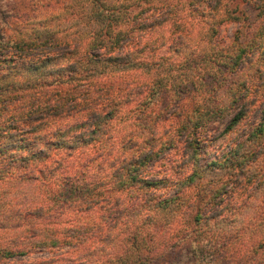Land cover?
Here are the masks:
<instances>
[{
    "label": "trees",
    "instance_id": "trees-1",
    "mask_svg": "<svg viewBox=\"0 0 264 264\" xmlns=\"http://www.w3.org/2000/svg\"><path fill=\"white\" fill-rule=\"evenodd\" d=\"M63 1L44 20L37 12L26 37L0 28L8 62L60 48L0 73V257L26 255L5 247L23 242L71 246L66 264H156L167 240L169 253H188L185 264H264V0L250 2L255 26L239 4L227 9L246 0H189L187 11L181 0ZM231 22L243 28L232 44L204 53ZM166 44L174 58L160 53ZM31 71L39 79H15ZM229 114L224 130L200 136ZM168 134L183 158L175 178L154 169L177 144ZM14 180L43 188L41 205L6 198ZM90 213L100 224L71 225Z\"/></svg>",
    "mask_w": 264,
    "mask_h": 264
},
{
    "label": "rangeland",
    "instance_id": "rangeland-1",
    "mask_svg": "<svg viewBox=\"0 0 264 264\" xmlns=\"http://www.w3.org/2000/svg\"><path fill=\"white\" fill-rule=\"evenodd\" d=\"M48 1H50V6H53L52 8L47 9L45 6L48 3ZM71 1V0H70ZM183 1H185V6H183V9L185 11L187 10H192V6L188 5L189 0H181V2H179V5L181 6V4L183 3ZM215 0H208V2H210L211 4H215L214 2ZM247 1V2H246ZM244 2L240 1V2H227V9L228 10H232L235 6H237L239 4V8L245 13V16L248 18L247 24H253V22L256 19V15H257V11L253 10V8L250 5V2L252 0H246ZM68 2V1H67ZM63 3H66V1L64 2L63 0H3L1 2V10L3 11V15H0V29L2 32V35L6 38V39H12L15 40L17 37H19V39L26 37L28 35V31H30L31 26L35 23V14L39 11H41V13L44 16L47 17H43V20L45 18H48L50 16V14H55L57 12H61V8L63 6H65ZM237 4V5H236ZM44 8V10H40L41 8ZM31 11V12H30ZM138 9L137 8H133L132 10V14H134L135 12H137ZM29 13V15H27V18H32V19H27L26 17L24 18V22L22 24V27L20 26V23L22 21V19H17L19 18V16H22L26 13ZM46 12V13H45ZM2 12L0 11V14ZM149 13V12H148ZM149 17V16H148ZM64 16L63 17H59L58 19H56V21L58 20L59 22H61L62 24H64ZM150 18V17H149ZM39 20H42L39 18ZM71 22V21H70ZM58 24V22H56ZM24 24L26 26H24ZM73 24V23H71ZM55 25V24H54ZM66 26V25H65ZM71 26V25H70ZM255 26V25H254ZM61 27H64V25H62ZM243 29L242 28V24L240 23H227V24H222L221 26H219L218 28V32H217V36L215 37V40L211 41V44H209V46L206 48L205 52L207 55H210V50L211 47L213 45V43H215V49H222V48H226L227 46L229 47L234 39V35L235 32H237L238 30ZM69 30V28H68ZM71 30V29H70ZM79 30H81V28L79 26H75V32H78ZM171 32L174 33V31L172 30ZM169 32V33H171ZM168 33V34H169ZM155 34L152 35H145L146 38L148 39H154ZM178 35H174L173 37L176 38ZM156 38V37H155ZM168 39V38H167ZM170 39V37H169ZM147 40V39H146ZM131 41L130 38L128 39H124L121 44H129V42ZM167 43H170V40H168ZM190 43V42H189ZM142 44H145V40ZM214 48V46H213ZM60 48H48L46 46L44 47H36L34 49L31 50H27L25 52H21V56L20 57H15L14 59H12L11 62H8L10 60V57H0V73L1 70H4V68H7L6 71L7 72H11V74H15L17 68H19L21 66L22 63H24L22 66L26 69L28 67H30V64H35L37 61H42L43 59H45L44 57L47 56V54H54L56 52H58ZM167 44L165 45V47L162 49V51L160 52L161 54H165L168 53L170 58H174V55L171 52H167ZM2 54H5V51H2ZM98 52V51H94ZM115 55H121L123 53H125V49H120L119 52H114ZM153 52L150 51H146V54L144 55L146 58H150L151 54ZM9 56H11V53L8 54ZM207 55L205 56V60L207 59ZM25 57V58H23ZM201 57V56H200ZM199 57V58H200ZM183 58H187L186 56H184ZM197 58V59H199ZM148 60V59H147ZM16 62V63H15ZM187 64V62L185 63V65ZM212 67L214 66V63L211 64ZM188 67V66H187ZM189 68V67H188ZM182 74L183 72L186 70L185 67H183V69H181ZM41 70H38V72L40 73ZM187 71V70H186ZM5 72V71H4ZM178 72L177 69L173 70V75H175V73ZM180 72V70H179ZM15 79L21 83L23 81H29L31 83V81L33 79H39L38 77V73H33V71L28 72V75L26 77H22L21 74H17ZM134 106V105H132ZM233 114H229L227 116H225L223 118L222 121H220L219 118H214L212 116V121L211 123L208 125V127H206L204 129V131L202 130L200 136L205 138L206 136L209 137L211 134L214 133H218L221 132L222 130H224L225 126L227 125V123L229 122L230 118L232 117ZM190 117V116H189ZM194 117L191 116V119H193ZM167 125V123H166ZM169 137H173V142L177 143L174 149L171 150H165L162 154L161 157L159 159L158 162H155L154 164V169H155V174H158V176H162L161 174H164L163 172L167 173V176L169 177H173L175 178V166L177 164H181L182 163V156H181V148L178 144V142L175 138L174 135L170 136V134L166 135L164 138L168 139ZM181 139H179L180 141ZM109 155V151L105 152V154H103V159H107ZM185 160H187V158H185ZM80 162L79 160L76 162L78 163ZM106 162V161H105ZM105 162L103 163L102 167H105ZM78 166V168L80 167V164H77L75 166V168ZM74 169V168H71ZM81 169V167L79 168ZM158 178V177H157ZM13 182V181H11ZM11 182H7L4 184L3 188L7 189L5 190L6 192H8V195L6 198H8L9 200L12 199L14 201H16V204H18V206H23L24 203H27L26 205L28 206L29 204H31L32 206H37L41 205V200L44 198L45 196V192L43 191V188L39 187V186H34V189H30L31 187H27L25 186V184H19L17 183L15 180L13 183ZM5 204V203H4ZM43 206V205H42ZM27 210V209H26ZM33 212V211H31ZM94 214H96L94 212ZM89 216L86 217L87 215H83L81 216V218L75 220L76 222L74 224L71 225H81L83 224L84 226L88 227L87 225L92 224V222L95 220L96 223L100 224V219L98 217L93 216V214H88ZM93 216V217H92ZM28 217L32 218L31 213H28ZM96 218V219H95ZM70 224V223H69ZM91 226V225H90ZM86 227H83L84 229ZM7 232H11V234L13 233H19V230L17 232H12V231H7ZM8 237H15V236H11L8 235ZM20 238H22L21 240H23V236H18ZM167 242V240H163L162 243L159 242V244L162 246L161 248V252L159 253H163L164 255L160 256L159 254L156 255L157 260H155L156 264H185L187 259H186V255H188V253L183 252L182 254L180 253H169L166 248V246L164 245V243ZM12 243L8 242L6 243L7 246H5L7 248V250L10 251H14L17 252L18 250H23L25 253L27 252L26 255L24 256H15V257H11L10 259H6L4 260V258L0 257V264H66L67 260L70 258H73L74 255V250L71 246H57V247H39V246H26L22 244H20L18 247H10ZM14 248V249H13ZM179 252V251H177ZM166 262V263H164Z\"/></svg>",
    "mask_w": 264,
    "mask_h": 264
}]
</instances>
